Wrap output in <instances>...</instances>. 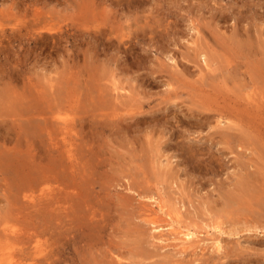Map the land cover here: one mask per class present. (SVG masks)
Returning <instances> with one entry per match:
<instances>
[{
    "label": "rangeland",
    "instance_id": "obj_1",
    "mask_svg": "<svg viewBox=\"0 0 264 264\" xmlns=\"http://www.w3.org/2000/svg\"><path fill=\"white\" fill-rule=\"evenodd\" d=\"M204 50L216 63L207 73L201 72L203 60L197 56ZM116 83L133 94L129 108L126 93H119L122 101L116 97ZM10 91L37 96L41 102L36 107L45 114L54 118L59 113L74 124L70 144L82 140V168L76 176L64 156L46 145L44 126L24 127L17 109L25 106L12 108L13 99L3 96ZM0 101V152L5 157L0 160L19 159V168L27 162L24 168L36 178L33 168L51 166L47 160L54 157L50 168L56 171L40 188L58 189L61 196V204L51 206L55 210L36 211L22 196H38V185L12 184V177L0 170V237L13 232L18 239L6 245L1 240L0 264H264V192L251 191L264 190V0H0ZM121 106L126 111L134 106L138 113ZM218 109L239 112L242 127L231 123L229 129L223 122L220 129ZM13 151L19 154L9 155ZM92 156V162L87 160ZM63 173H70L66 186ZM54 175L62 179L57 177L60 187ZM79 182L85 185L80 191ZM22 184L27 186L23 193L17 190ZM72 188L80 195L75 197ZM63 192L71 201L62 199ZM148 195L164 197L170 210L181 202L177 207L199 230L216 224L232 233L223 235L231 255L218 261L208 247L182 256H172V249L164 253L160 244H152L143 218H137L151 202ZM243 198L252 202L245 207ZM225 204L228 213L221 212Z\"/></svg>",
    "mask_w": 264,
    "mask_h": 264
},
{
    "label": "bare ground",
    "instance_id": "obj_2",
    "mask_svg": "<svg viewBox=\"0 0 264 264\" xmlns=\"http://www.w3.org/2000/svg\"><path fill=\"white\" fill-rule=\"evenodd\" d=\"M195 29V28H194ZM195 31H196V33L197 34H200V31H198V29H195ZM36 43V42H35ZM54 43V42H53ZM197 43V42H196ZM55 44H56V42H55ZM60 44H62V43H60ZM54 45V44H53ZM63 45V44H62ZM54 46H56V45H54ZM63 47H65V46H63ZM62 47V48H63ZM2 48V47H1ZM60 48V47H59ZM54 49H55V47H54ZM63 49H65V48H63ZM62 49V50H63ZM94 49V48H93ZM56 50H58V49H56ZM69 50V49H68ZM95 50V49H94ZM59 51V50H58ZM205 51V50H204ZM200 53V55H198ZM199 53L197 54V56H200L201 58H202V60H201V58L200 59H197V60H199V63H200V60L203 62V63H201V64H203V67L201 66V64H200V67H202L201 68V72L203 73V72H206L207 73V71L209 72L212 68L211 67H213V65L214 64H216V63H214V64H212V61L214 60L213 58H212V60H211V55H209L210 53H208V55L206 54V51L203 53V52H200L199 51ZM3 54V53H2ZM1 54V55H2ZM72 56V55H71ZM197 56H196V58H197ZM210 56V57H209ZM194 59V58H193ZM54 61V60H53ZM194 61H195V59H194ZM195 62H197V61H195ZM54 63V62H53ZM175 63V62H174ZM51 66H53V65H51ZM54 66H55V64H54ZM179 66V65H178ZM198 66V65H197ZM45 67H47V66H45ZM200 67H198V68H200ZM126 69V68H125ZM138 69V68H137ZM51 70H53L52 68H51ZM114 71V70H113ZM123 71V70H122ZM138 71V70H137ZM212 71H213V69H212ZM133 72H135L134 70H133ZM126 73V72H125ZM131 73V72H130ZM130 73H129V75H130ZM136 73V72H135ZM183 73V72H182ZM214 73V72H213ZM117 75V74H116ZM200 75V74H199ZM204 75H207V74H204ZM184 76V75H183ZM201 78V77H200ZM204 78L205 77H203L202 76V81L204 80ZM52 79V78H51ZM115 79V78H114ZM208 79V78H207ZM211 79V78H210ZM209 79V80H210ZM113 80V79H112ZM120 80H118V82H119ZM205 81H206V78H205ZM56 82H58L57 81V78H56ZM113 82H114V80H113ZM111 83V82H110ZM120 83V82H119ZM114 84L115 86H114V91H115V93L116 92H118L117 93V96H116V94H115V96L119 99V97H123V95L122 94H125V95H127V93L129 92H127V88H126V86H125V88L124 87H119L118 85H120V84ZM122 84H123V82H121ZM121 84V85H122ZM109 86V85H108ZM123 86V85H122ZM111 87V86H110ZM110 87L108 88V90L110 89ZM99 88V87H98ZM134 89V88H133ZM133 89H131V91L133 90ZM103 90H105V88H103ZM130 90V89H129ZM135 90V89H134ZM100 91V90H99ZM102 91V90H101ZM111 91V90H110ZM109 91V93H112V92H110ZM121 91V92H120ZM124 91H126V92H124ZM106 92V91H105ZM135 92H138V91H135ZM135 92H133L134 94H136ZM119 93H122V94H119ZM132 93V92H131ZM26 94V93H25ZM21 95V94H19L18 92H16V91H10V92H8V96L7 95H3L4 97L6 96V97H8L9 98V101H10V99H13V101H14V103L11 105L12 106V108H14V109H17V108H15V107H13V106H15V105H21V106H25V108H23L21 111L19 110L20 109V107H19V109H17L18 110V112H20V115H19V113H18V115L21 117V121L23 120L25 123H24V127H28L29 129H34V128H38L39 129V126H44V129L43 128H40L39 130H41V129H43V130H45V131H47L48 130V134H49V144H46L48 147H49V149L50 148H53V149H56V151L61 155V156H64V161L63 162H67L68 164H66V162L64 163L66 166H68V169H70V171L73 173L72 175H74L75 174V176L78 174L77 172H79V171H77L78 169H80L79 167H81L80 165H81V159H80V157H79V152H80V142H82V140H80L79 142L76 140L75 142H74V144L72 143V144H70L71 143V139L68 137V136H70L71 135V132H73V131H75V126H74V124L73 123H70L69 122V120H68V118H65V117H62L61 118V115L58 113L57 115H55V117L54 118H58L57 120H56V122L54 121V118H53V116H51V117H49L47 114H45V112H43V109L41 108V107H36V105L37 104H39L40 102H41V100L40 99H38V97L37 96H29V94H26V95ZM146 94V93H145ZM112 95V94H111ZM124 95V97H129V100H126L125 102H126V104H125V108L127 107V108H129L127 105L128 104H132V96H133V94H132V96L131 95H127V96H125ZM102 96V95H101ZM108 96V95H107ZM136 96V95H135ZM2 97V96H1ZM15 97H16V100H15ZM33 97V98H32ZM100 97V96H99ZM112 97V96H111ZM26 99V100H28L29 102H26V100H25V102H23V99ZM101 98V97H100ZM110 98V97H109ZM131 98V99H130ZM19 99V100H18ZM99 99V98H98ZM102 99H103V97H102ZM112 99V98H111ZM253 99V98H252ZM120 100V99H119ZM136 100L138 101V98H136ZM15 101H18L19 102V104H15ZM104 101H106V100H104ZM120 101H122V100H120ZM124 101V100H123ZM254 101V103H257L256 101H255V99H253L252 100V102ZM1 102V101H0ZM17 102V103H18ZM130 102V103H129ZM3 103V102H2ZM29 103V105H27ZM111 103V102H110ZM128 103V104H127ZM134 103H135V105H136V102L134 101ZM226 103H228V102H226ZM1 104V103H0ZM7 104V103H6ZM113 104V103H112ZM116 103H114V105H115ZM122 105V104H121ZM124 105V104H123ZM1 107V106H0ZM4 107V106H3ZM17 107V106H16ZM118 107V106H117ZM132 108L134 107V106H131ZM131 107H130V109H131ZM136 107V106H135ZM121 108H123L124 110H125V108H124V106H121ZM118 109V108H117ZM122 109V110H123ZM129 109V110H130ZM209 109V108H208ZM212 109H214V107L212 108ZM216 109H217V107H216ZM215 109V110H216ZM129 110L128 111H126V112H129ZM215 110L213 111L214 113H216V114H218V112H219V114L217 115L218 117H215V118H217L216 119V121H218L216 124H217V126L221 129V127H222V125H223V122H225V124L227 123L228 124V127H229V129L230 128H232V126L233 125H236V126H241L240 124H239V122L241 121L239 118H240V114H238L239 112H237V111H235L234 110V112L232 113L231 111H230V109H227V110H229L230 112H227V111H225V110H219L218 112H215ZM131 111H132V113L134 114V111L131 109ZM124 112V111H123ZM136 113H138L137 111H135ZM237 112V113H236ZM117 114V113H116ZM128 115H129V113H127ZM102 115V114H101ZM107 115V114H106ZM112 116H114V115H112ZM215 116V115H214ZM102 117V116H101ZM108 117V116H107ZM103 118V117H102ZM177 118V117H176ZM127 119V118H126ZM128 119H132V118H128ZM127 119V120H128ZM137 119V118H136ZM137 120H140V119H137ZM16 121H17V119H16ZM134 121V120H133ZM141 121V120H140ZM139 121V122H140ZM2 122H3V120L2 121H0V126H1V124H2ZM26 122H27V125H26ZM112 122V121H111ZM136 122H138V121H136ZM245 122H247V121H245ZM12 123H14V121L12 122ZM57 123H59V124H61L62 125V127L61 126H58L57 125ZM176 123V122H175ZM231 123L233 124V125H231ZM243 123V122H242ZM112 124H114V121L112 122ZM118 124V123H117ZM134 124H135V121H134ZM30 125V126H29ZM120 125V124H119ZM119 125H117V126H119ZM128 125V124H127ZM220 125H221V127H220ZM23 126V125H22ZM123 126V125H122ZM121 126V127H122ZM130 126V125H129ZM133 126V125H132ZM132 126H130V127H132ZM226 126V125H225ZM45 127L47 128V129H45ZM54 128V129H51V128ZM114 127V126H113ZM120 127V128H121ZM125 127V126H124ZM136 127V126H135ZM227 127V126H226ZM227 127V128H228ZM242 127V126H241ZM241 127H238V129L239 128H241ZM48 128H50V129H48ZM120 128H117V129H120ZM223 128V127H222ZM233 128H234V126H233ZM224 129V128H223ZM222 129V130H223ZM240 130V129H239ZM242 131V130H241ZM61 132V133H60ZM227 131H224V133H223V131H222V133L225 135V136H229V135H231V134H229L230 132H228V133H226ZM221 133V134H222ZM228 134V135H226V134ZM77 137H73V139H76ZM78 139V138H77ZM82 139V138H81ZM157 143L156 144H158V141H156ZM160 142V141H159ZM153 143V142H152ZM84 144H86V143H84ZM151 144V143H150ZM74 145V146H73ZM73 146V147H72ZM83 147V146H82ZM81 147V148H82ZM84 148V147H83ZM82 148V149H83ZM87 149H89L90 150V148H87ZM92 149V148H91ZM85 150V149H84ZM88 150V151H89ZM11 151H12V149H11ZM86 151V150H85ZM81 153V152H80ZM17 154H19L18 152H15L14 153V151L13 152H11V154H9V155H12V156H15V155H17ZM3 157V159L5 158L4 157V153L3 152H0V157ZM94 156V155H93ZM93 156H92V158L90 159V158H88L87 157V160H91V162H92V159H94L93 158ZM56 157V156H55ZM48 158V157H47ZM46 158V159H47ZM50 158V161L49 160H47L48 162H47V164L46 165H48V163H51V166H52V164L53 165H55V163H54V161L56 160H53V159H51V158H54V157H49ZM57 158V157H56ZM83 158H85V157H83ZM21 160V159H20ZM53 160V161H52ZM82 160H84V159H82ZM87 160H84V168H85V166L86 167H88L87 165H85L86 164V162H87ZM22 161V160H21ZM81 161V162H80ZM17 162H20L19 161V159H15V158H9V161L8 162H5V161H1L0 160V170H2L3 171V173H6V174H9L11 177H12V180L11 179H8L12 184L14 183V184H18V181H20V182H22L23 184H25V182H29V184H28V187H31L32 188V184H37L38 185V188H40L41 186H44V185H46L47 183H48V181L50 180V178L51 177H53L52 175H53V171H56L55 169L52 171L51 170V166H49V167H43L41 164H38L37 166V168L36 167H34L33 168V171L36 173V178H33V176H29L31 173H29V171H31V170H29V171H27L26 170V168H24L25 166H26V164H27V162L24 164V165H22L20 168L18 167V164H17ZM62 162V163H63ZM94 162V161H93ZM88 163V162H87ZM90 163V162H89ZM98 163V162H97ZM169 163H171V162H169ZM33 164V166H34V163H32ZM94 164V163H93ZM50 165V164H49ZM60 165H62V164H60ZM83 165V164H82ZM95 165V164H94ZM39 166H41V167H39ZM64 167V166H63ZM91 167V166H90ZM22 168V169H21ZM28 168L30 169L31 168V163L30 162H28ZM62 168V167H61ZM64 168H66V167H64ZM82 168V167H81ZM83 168V169H84ZM88 169H89V167H88ZM92 169H94V168H92ZM36 170L38 171V172H36ZM51 170V171H50ZM81 170V169H80ZM32 171V172H33ZM60 171V170H59ZM58 171V172H59ZM84 171H85V169H84ZM11 172V173H10ZM33 172V173H34ZM57 172V174H59ZM62 172H64L65 173V170L64 171H62ZM62 172H60L61 174H62ZM81 172H83V171H81ZM86 172V171H85ZM87 172L90 174V176H91V169L90 170H87ZM39 173V176H37V174ZM63 173V174H64ZM165 173H166V171H165ZM67 174H69V176H70V173H67ZM83 174V173H82ZM87 174V173H86ZM31 175H33V174H31ZM65 176H68V175H66V174H64ZM79 175H81V174H79ZM169 175V174H168ZM55 176V175H54ZM62 176V175H61ZM67 177L65 180H62L61 178H59L60 176H58V175H56L55 177H54V181H55V179H56V183H57V181H59V179L60 180H62V182L64 181H69L70 180V177ZM84 176V175H83ZM86 176V175H85ZM80 177L81 179L82 178H85L86 179V177ZM87 176H88V174H87ZM95 176V174L93 173V176L92 177H94ZM59 179H58V178ZM72 177V176H71ZM77 177H79V176H77ZM89 177V176H88ZM87 177V178H88ZM176 177V176H175ZM175 177H174V179H175ZM10 178V177H9ZM14 178H15V180H14ZM62 178H63V176H62ZM65 178V177H64ZM73 179H75V177H72ZM95 179V178H94ZM77 180H79V178L77 179ZM76 180V181H77ZM83 180V179H82ZM81 180V181H82ZM89 180V179H88ZM176 180V179H175ZM52 181V180H51ZM134 181V180H133ZM136 181V180H135ZM135 181H134V183H135ZM174 180H172V182H173ZM177 181H178V179H177ZM64 182H63V185H65L66 184V182H65V184H64ZM86 182H87V180H86ZM137 182V181H136ZM59 183H60V181H59ZM68 183H70V181L68 182ZM72 183V182H71ZM74 183H75V181H74ZM78 183V182H77ZM76 183V184H77ZM80 183H81V185H82V182H79V184L76 186V188H77V190H79L80 191V189L81 190H83L84 188V186L83 187H80L81 185H80ZM91 183V182H90ZM132 183V182H131ZM133 183V184H134ZM175 183V185H176V182H174ZM178 183V182H177ZM21 185L20 187H22V188H17V190L18 191H20V192H22L23 193V189H24V187L26 188L27 186H25V185ZM62 184V183H61ZM132 184V185H133ZM140 185V183H135V185ZM179 184H181V183H179ZM241 184V183H240ZM242 184H243V182H242ZM241 184V185H242ZM244 184H245V182H244ZM243 184V185H244ZM63 185H61V187L63 186ZM68 185H70V184H68ZM80 185V186H79ZM87 185V184H86ZM89 185V184H88ZM171 185H172V183H171ZM240 185V186H241ZM243 185H242V187H243ZM246 185V184H245ZM57 186H59L58 185V183H57ZM66 186V185H65ZM71 186V185H70ZM79 186V187H78ZM247 186V185H246ZM60 187V186H59ZM64 187V186H63ZM63 187L62 188H59V192H61V191H63ZM71 187H73V185L71 186ZM75 187V186H74ZM88 188H90L89 186H87ZM127 187H129V185L127 186ZM126 187V188H127ZM135 187V186H134ZM176 187H177V185H176ZM37 188V189H38ZM57 188V187H56ZM68 187H66L65 189H67ZM80 188V189H79ZM83 188V189H82ZM136 188H138V190L139 189H142L141 187H136ZM180 188V187H179ZM244 188H245V186H244ZM244 188H242L241 189V194L243 193L242 192V190L244 191ZM249 188H250V186L247 188V190H245V191H249ZM53 189V188H52ZM64 189V190H65ZM73 189V188H72ZM235 189V188H234ZM234 189L232 190V192L234 191ZM238 189H239V187H238ZM246 189V188H245ZM252 189V187L250 188V190ZM26 190V189H25ZM34 190H35V188H34ZM70 190H71V188H70ZM76 190V189H75ZM129 190H131V189H129ZM128 190V191H129ZM260 190H261V192L263 191L264 192V190L263 189H257V190H255V188H254V190H251V191H258L259 192V194H261L262 195V193H260ZM9 191V190H8ZM87 191V190H86ZM135 191H136V189H135ZM141 191V190H140ZM143 191V190H142ZM236 191V190H235ZM235 191H234V193H233V195L235 194ZM239 191V190H238ZM244 191V192H245ZM35 191H33V193H34ZM58 189H56V190H54L53 192H51V191H48L46 188H40V194L38 195V196H34V195H32L31 193L30 194H24L22 197H23V202H27L28 204H29V206H30V208H34L36 211H40L41 209H45V208H48V207H51V206H53L54 204V202H56V201H58V202H60V194L58 195ZM137 192V191H136ZM144 192V191H143ZM145 192H147V191H145ZM220 192V191H219ZM218 192V193H219ZM231 192V193H232ZM258 192H255L256 194L258 193ZM18 193V192H17ZM73 193L75 194L76 192H74V189H73ZM72 193V194H73ZM79 193H81V192H79ZM134 193V192H133ZM139 193V192H138ZM160 193V192H159ZM221 193V192H220ZM219 193V194H220ZM247 192H245V194L243 195L242 194V196L244 197L245 195H247L246 194ZM63 194H65L64 192H63ZM67 194H69L70 195V193H67ZM162 194V193H161ZM160 194V195H161ZM224 194V193H223ZM229 194V197H230V192L229 193H227V194H225L226 196ZM241 194H237L238 195V197L240 198V196H241ZM258 194V195H259ZM264 194V193H263ZM66 195V194H65ZM78 195H80V194H77L76 193V195H75V197H77ZM86 195H87V193H86ZM85 195V196H86ZM150 195H152V194H150ZM150 195H148V196H150ZM240 195V196H239ZM261 195H259V197H261ZM60 196V197H59ZM138 196V195H137ZM139 196H140V198H146L143 194H139ZM159 196V195H158ZM211 196V195H210ZM210 196H208L209 197V199L211 198ZM224 196V195H223ZM226 196H224V198H226ZM250 196H251V194H250ZM7 197H8V195H7ZM17 197H18V195H17ZM67 197V195L64 197H62V199L63 198H66ZM161 197V196H160ZM234 197H236V196H234ZM254 197V198H253ZM251 196L250 197V199L251 198H253L254 199V201H255V199H256V197L255 196ZM60 198V199H59ZM164 197H162L161 199H163ZM248 198H249V196H248ZM74 199V198H73ZM84 199V198H83ZM148 199L149 200H151V202H149L148 204H145V202L143 203V204H145V205H143V207L144 206H146V207H144L145 209H144V212L142 213V215H141V217H139V215H138V219L139 218H143V221L149 226V229H150V232H151V239H152V244L154 243V244H160V249L161 250H163L164 251V253H168L169 251H167V250H169V249H172L171 250V252H173L172 253V256H178V255H180V256H182V255H185V254H187L190 250L191 251H197L198 249L199 250H203V248H205V247H208L209 249H211L212 250V252L215 254V255H217V259L216 260H220V259H222L223 257L225 258V257H227V255H231V254H228V253H230V250L228 249V247L226 246L227 244H226V242H225V239H223V235H231L232 233H229V234H227V232L220 226V225H216V224H214L213 226H210V225H206L207 226V228H209V230H205V231H202V230H199V229H197L196 228V226H194V225H191V224H189L187 221H188V218L186 217V215L184 216L183 214H185V213H182L183 211H184V209H180L181 208V205H182V203L180 202V201H177V203L176 204H178L179 202L181 203V205H177V206H180V208H178L176 205L174 206V204H172L171 202H174L173 200H170L171 202H168V205H170L171 207L172 206H174V209H173V207H172V210H170L169 209V206H167V204L165 203V202H163V201H165L164 199L163 200H161V199H159V198H157V197H155V196H150V197H148ZM208 199V198H207ZM217 199V198H216ZM219 199V198H218ZM237 199V198H236ZM248 200V201H251V200ZM68 200H70L68 197L66 198V201L68 202ZM76 200V199H75ZM206 200V199H205ZM205 200H203V202H206ZM243 200L245 201L246 199L245 198H243ZM256 200H258V199H256ZM260 200V199H259ZM259 200H258V202H259ZM65 201V202H66ZM71 201V200H70ZM69 201V202H70ZM79 201V200H78ZM82 201V200H81ZM220 201V200H219ZM239 201H241L240 199H239ZM247 200H246V202L245 203H243L244 205H245V207L247 206V205H249V202H248ZM66 202V203H67ZM76 202V201H75ZM202 202V201H201ZM207 202H209L208 200H207ZM227 202V201H226ZM229 203L230 202H233V200H231V201H228ZM247 202H248V204H247ZM252 202V201H251ZM57 203V202H56ZM80 203L81 202H79V203H77L78 205H80ZM200 203V202H199ZM210 203V202H209ZM209 203H206V204H209ZM220 203V202H219ZM11 204V203H10ZM60 204H61V202H60ZM76 204V203H75ZM82 204H83V202H82ZM203 204V203H202ZM214 204V203H213ZM213 204L211 205V203H210V205H211V207H209L210 209H213L214 207H217L216 206V204H214L215 206L212 208V206H213ZM235 204H236V206L238 205V202H235ZM235 204H231L230 206H231V208H233V206L235 205ZM70 205V203L66 206V207H68ZM77 205V206H78ZM224 205V204H223ZM222 205V206H223ZM226 205L227 204H225V207H226ZM244 205L242 206V204H241V206L240 207H243V209L242 210H244ZM2 206V205H1ZM0 206V209H2L3 210V208ZM84 206H86V205H84ZM83 206V207H84ZM184 206H186L185 205V203H184ZM192 206H194V204L192 205ZM191 206V207H192ZM198 206H202L201 205V203L198 205ZM204 206V205H203ZM221 206V205H220ZM220 206H219V208H220ZM12 208L14 207V205H12L11 206ZM55 207V206H54ZM53 207V209L55 210V208ZM59 207H61V206H59ZM70 207H72V206H70ZM82 207V206H81ZM170 207V208H171ZM56 208H57V206H56ZM74 208V207H73ZM80 208V207H79ZM194 208V207H193ZM198 208H201V207H198ZM197 208V209H198ZM227 208H229L230 209V207H226V208H222V210L223 209H226L225 211H227V213H228V210L229 209H227ZM14 209H16V208H14ZM53 209H52V207L50 208V210L51 211H53ZM69 209V208H68ZM67 209V210H68ZM181 211H180V210ZM186 209V208H185ZM188 209H190V206L188 207ZM188 209H186L187 211H189V212H187L188 213V215L187 216H189V213H192L190 210H188ZM196 209V206H195V210H197ZM202 209V208H201ZM208 210L209 212H213V210ZM214 209H216V208H214ZM235 209H237V208H234V209H231V211H233V212H235ZM240 209V210H241ZM9 211H11V209H8ZM17 210H18V207H17ZM16 210V211H17ZM20 210V209H19ZM50 210H48V211H50ZM64 210L66 211V208H64ZM63 210V211H64ZM194 210V209H193ZM194 210V211H195ZM204 210V209H203ZM218 210H220L221 211V208L220 209H218ZM218 210H214V211H217V212H219ZM21 211H22V209H21ZM50 211V213L52 214V212ZM70 211H72L73 213H76L77 211H75L74 212V210H71L70 209ZM174 211H176V213L174 214ZM207 211V210H206ZM207 211V212H208ZM224 210L223 211H221V212H225ZM230 211V210H229ZM23 212V211H22ZM72 212H69V213H72ZM79 212V211H78ZM81 212V211H80ZM208 212V213H209ZM12 213H14V210L12 211ZM53 213H55V211L53 212ZM61 213V212H60ZM63 213V212H62ZM67 213V212H66ZM68 213V214H69ZM204 213H206V212H204ZM5 214V213H4ZM22 214V213H21ZM35 214V213H34ZM58 215H59V213H57ZM181 214L184 216V217H182L181 216ZM220 214V212L218 213V215ZM6 215V214H5ZM52 215H54V214H52ZM65 215V214H64ZM73 215V214H72ZM48 216V215H47ZM55 216V215H54ZM66 216V215H65ZM67 216H69V215H67ZM75 216V215H74ZM7 217V216H6ZM9 217V216H8ZM58 217V216H57ZM71 217V215L69 216V219H71L70 218ZM213 217H215V216H212V218ZM73 218V217H72ZM183 218H185V219H183ZM189 218H190V216H189ZM216 218V217H215ZM215 218H213V219H215ZM217 218H219V216L217 217ZM216 218V219H217ZM68 219V220H69ZM191 219V218H190ZM189 219V220H190ZM71 220H73V219H71ZM142 220V219H141ZM190 221H192V220H190ZM197 226H199V225H197ZM202 226V225H201ZM194 227V228H193ZM252 228V227H251ZM259 228H261L262 229V227H259ZM250 230V229H249ZM4 231V230H3ZM17 232V231H16ZM231 232V231H230ZM236 232V231H235ZM234 232V233H235ZM235 234H237V232L235 233ZM9 235H11V237H5L4 239L2 238V237H0L1 239H0V243L2 242L1 240L3 239V241L5 242H3L5 245L7 244V243H12V242H14V240H15V242L18 240H16V235H14V233L12 232L11 234H9ZM26 236V235H25ZM143 240H145L144 242H147V240L146 239H143ZM143 241H141V243H142ZM148 243V242H147ZM149 243H150V241H149ZM8 244V245H9ZM151 244V243H150ZM2 245V249H4L3 247L5 246H3V244H1ZM1 250V249H0ZM227 251H229V252H227ZM37 252V251H36ZM37 253H39V252H37ZM118 255V254H117ZM120 255V254H119ZM122 257H125V256H123V254L121 255ZM162 256V255H161ZM119 257V256H118ZM116 258V257H115ZM121 258V257H120ZM127 258V257H126ZM126 258H124V259H126ZM228 258V257H227ZM118 259V258H117ZM122 259V258H121ZM116 260V259H115ZM119 260V259H118ZM117 260V261H118ZM127 260V259H126ZM197 260H199V258H197ZM196 260V261H197ZM200 261V260H199ZM206 260H203V262H205ZM223 262L225 261V260H222ZM222 261H221V263H222ZM191 262V261H190ZM189 262V263H190ZM220 263V261H219V263L218 264H221ZM119 264V263H118ZM120 264H126V263H121V260H120ZM191 264V263H190ZM200 264V263H199ZM229 264V263H228Z\"/></svg>",
    "mask_w": 264,
    "mask_h": 264
}]
</instances>
